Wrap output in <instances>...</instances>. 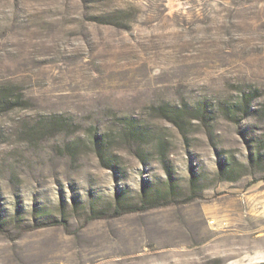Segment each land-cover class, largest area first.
<instances>
[{"label": "rangeland", "instance_id": "1", "mask_svg": "<svg viewBox=\"0 0 264 264\" xmlns=\"http://www.w3.org/2000/svg\"><path fill=\"white\" fill-rule=\"evenodd\" d=\"M0 85L25 96L0 113V264H264V0H0Z\"/></svg>", "mask_w": 264, "mask_h": 264}, {"label": "trees", "instance_id": "2", "mask_svg": "<svg viewBox=\"0 0 264 264\" xmlns=\"http://www.w3.org/2000/svg\"><path fill=\"white\" fill-rule=\"evenodd\" d=\"M97 14L92 17V22L99 25H106V26H112V27H118L123 28L125 26H122V22L127 20V16H125L123 10H97ZM24 94L17 89L15 86L12 85H0V113L8 112L16 108L23 107V102L25 101ZM254 93L251 94H244L242 102L239 103H232L231 105H223L220 107V110L222 113L231 119V121H239L237 118V115H241V118L244 120L248 117H250L253 113L251 102L254 98ZM186 110L180 111H173L169 109L168 105L162 106L158 108V111L162 114H165L167 117H169L170 121L177 125L178 127H182L184 124V117L188 114L194 115L195 118L198 119L204 123H208L212 120L211 112L207 109L205 105L199 104L197 108L193 109V113H190L187 111V105H185ZM264 114V110L260 111ZM124 127L119 132L117 138L122 141L127 142H136L139 144V149L144 152V146L148 143L149 137H151V133L147 131L145 128L140 126L135 120L130 118H124L122 120ZM68 125H66V121L64 120H51L47 122L45 125V129L48 131H60L64 128H66ZM115 139L111 135H97L95 134L94 140L95 145L97 146V149L99 151L100 157L103 162H106L107 165L111 166L109 159H106L103 155L102 151L107 150V144L108 141ZM158 146V152L160 153V157L162 158V161L165 162V159L167 157L166 153L164 152L163 143L159 142L157 143ZM260 153V152H258ZM167 164V163H166ZM169 186L172 189L173 185L171 184V179L169 181ZM145 191V190H144ZM158 196H154L150 193H147V191L144 192V198L142 200V207L141 209H145L147 205H153L155 204V201L157 200ZM118 203V209L121 206H124L123 199L120 195L117 196L116 199Z\"/></svg>", "mask_w": 264, "mask_h": 264}]
</instances>
